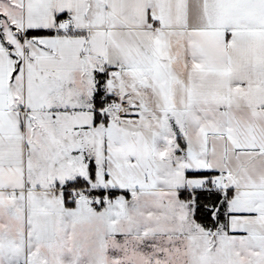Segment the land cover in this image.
I'll use <instances>...</instances> for the list:
<instances>
[{"label":"snow or ice","instance_id":"6c2138e0","mask_svg":"<svg viewBox=\"0 0 264 264\" xmlns=\"http://www.w3.org/2000/svg\"><path fill=\"white\" fill-rule=\"evenodd\" d=\"M0 264H264V0H0Z\"/></svg>","mask_w":264,"mask_h":264}]
</instances>
